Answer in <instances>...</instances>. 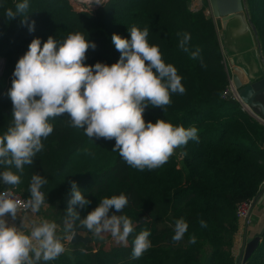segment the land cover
I'll use <instances>...</instances> for the list:
<instances>
[{"label":"trees","instance_id":"16d2710c","mask_svg":"<svg viewBox=\"0 0 264 264\" xmlns=\"http://www.w3.org/2000/svg\"><path fill=\"white\" fill-rule=\"evenodd\" d=\"M201 1L202 8L194 9L193 0H28L27 23H22L21 16L8 20L5 12L9 8L15 11L23 0H0V57L6 60L0 77V135L12 122L8 92L15 66L33 39L39 38L42 47L50 36L63 41L80 32L96 45L94 50L89 48L84 63L111 65L120 57L112 43L113 34L130 39L128 29L134 25L141 30L149 28V43L159 46L165 63L177 69L185 88L184 94H171L172 102L164 111L148 106L145 121L163 119L198 130V143L190 140L160 168L140 171L112 151L115 140L90 139L82 129L71 127L66 115L50 120L53 132L42 140L44 147L33 165L24 166L21 183L14 189L30 197L32 175L47 179L41 188L46 197L42 206L45 212L50 211L47 218L58 225L59 236L65 235L63 221L71 199V181L90 201L84 208L75 206L81 219L101 199L123 193L134 200L118 215H127L134 231L127 246L109 243L110 233L103 234L107 241H95L96 236L77 221L75 233L91 236V242L62 240L65 251L41 264H235L234 238L240 229L237 205L258 196L264 183V125L226 93L231 69L209 0ZM247 1L264 58V0ZM33 21L34 31L30 32ZM178 33L190 34L189 52L179 47L182 37ZM197 48L199 58L192 59L190 52ZM4 170L0 166V172ZM7 187L0 181V190ZM114 212L111 209L109 214ZM180 218L189 227L183 239L174 242V223ZM201 220L207 227H201ZM143 230L150 231L152 247L133 259V240ZM192 235L194 244L189 243ZM245 264H264V236L254 257Z\"/></svg>","mask_w":264,"mask_h":264},{"label":"clouds","instance_id":"9594fccd","mask_svg":"<svg viewBox=\"0 0 264 264\" xmlns=\"http://www.w3.org/2000/svg\"><path fill=\"white\" fill-rule=\"evenodd\" d=\"M28 0L17 3L15 11L7 9L8 20L17 15L27 23ZM35 22L29 25L34 31ZM130 39L113 34L112 43L120 53L119 60L111 65L97 62L86 65V53L96 48L95 43L80 32L71 33L63 41L49 37L41 47L39 38L33 39L28 51L18 60L8 96L12 102V122L0 135V181L7 187L0 191V264H41L58 258L65 247L62 240L75 237L76 223L96 237L110 233L120 244L128 245L134 224L127 215H118L129 204L123 193L105 197L87 216L81 219L75 206L90 204L75 181H71V199L68 201L63 221L64 236L57 235L55 222H33L30 231L9 223L15 221L20 202L14 188L21 183L25 165H33L37 153L53 132L50 120L67 116L69 124L82 129L92 139L115 140L112 151L119 153L125 163L144 171L163 166L175 150L186 146L190 140L199 142L196 127L174 126L158 119L146 122L144 112L148 106L161 108L171 104V94H184L182 77L177 69L165 63L159 46L148 41L149 28L137 26L128 29ZM182 38L179 47L189 52V33H178ZM200 50L190 52L192 59L199 58ZM87 152V149H85ZM187 155V153H183ZM15 169L13 171L12 169ZM19 173V174H17ZM47 179L33 174L29 185L30 198L25 208L36 213L45 203L41 191ZM114 209L113 214H109ZM201 227H207L200 221ZM188 223L177 219L172 240L179 242L188 231ZM150 231H141L133 240L132 258H140L152 247ZM189 243H196L195 235Z\"/></svg>","mask_w":264,"mask_h":264},{"label":"water","instance_id":"95a60500","mask_svg":"<svg viewBox=\"0 0 264 264\" xmlns=\"http://www.w3.org/2000/svg\"><path fill=\"white\" fill-rule=\"evenodd\" d=\"M100 1L93 0L94 3ZM209 4L223 54L227 57L232 72L231 81L238 102L264 125V58L258 33L250 16L248 1L209 0ZM259 196L260 194L257 197ZM91 240L75 233L70 241L87 245ZM94 240L99 239L95 237ZM258 241L260 237L255 240ZM243 254L235 258V264L245 263L247 257L244 258Z\"/></svg>","mask_w":264,"mask_h":264},{"label":"crops","instance_id":"0c3cea01","mask_svg":"<svg viewBox=\"0 0 264 264\" xmlns=\"http://www.w3.org/2000/svg\"><path fill=\"white\" fill-rule=\"evenodd\" d=\"M202 6L203 5H201L200 8H202ZM200 8H197V9H200ZM218 35H219V32H218ZM246 111L250 114L248 109ZM7 219L10 224L15 223L17 227H21L23 223L24 230L26 232L30 231V228L33 222L39 223L42 220L50 221L47 217L42 216L38 213L37 214H23L19 212H18V216L15 221H12L10 215L7 217ZM263 236H264V183L262 184V191L260 193L259 200L257 201V204L252 211L251 224L245 229L240 228L237 234L235 235L234 247H233L234 257L235 258L239 257L244 252L243 257L244 258L245 256L247 257L245 263L248 260L252 259L257 249L261 245ZM258 237H260V241L255 242V240ZM245 263H242V264H245Z\"/></svg>","mask_w":264,"mask_h":264},{"label":"built area","instance_id":"2783aa9c","mask_svg":"<svg viewBox=\"0 0 264 264\" xmlns=\"http://www.w3.org/2000/svg\"><path fill=\"white\" fill-rule=\"evenodd\" d=\"M207 14L210 15V12L207 11ZM1 58H3V57H1ZM2 65H3V68L1 69ZM0 69H1V74H0V77H1L2 75H4L5 70H6V60H5V58L0 59ZM7 81H9V77L7 78ZM230 86L231 87H229L228 91L226 92L227 94H230V90H229L230 88L234 89V85H233L232 81H230ZM230 95H232L238 101V97H237V95L235 93V89H234V94H230ZM242 107H243L244 110H246L244 105H242ZM5 189L6 188H4V189H2L0 191H4ZM13 190H14L16 199L20 202L19 213L36 214L37 212L36 213H32L30 209L25 208V206H24L26 201L30 197H25L20 192L16 191L15 189H13ZM258 200H259V197L256 196V197H253V198H251V199H249V200H247L245 202H242V203L237 205L236 215H237L238 222H239V225H240L241 229H245L251 224L252 211H253L254 207L256 206Z\"/></svg>","mask_w":264,"mask_h":264},{"label":"rangeland","instance_id":"374dc122","mask_svg":"<svg viewBox=\"0 0 264 264\" xmlns=\"http://www.w3.org/2000/svg\"><path fill=\"white\" fill-rule=\"evenodd\" d=\"M201 5H202L201 0H193V2H192V7L195 8V9L200 8ZM0 59H3V58L0 57ZM229 68H230V66H229ZM229 87H231V86H229ZM229 90H230V94H234V89L233 88H230ZM175 153L179 155L180 154V148L176 149L175 150ZM133 200H134V198L132 197V199L129 200V203L132 202ZM38 214L47 217L50 214V211H46L45 212L44 211V207L42 206L40 208ZM104 236H106V235H103V237L101 236V237H96V238H98L100 241H107L108 239L106 237H104ZM84 237H89V238L92 239V237L91 236H88V235H84ZM108 242L109 243H115L116 241L111 238V240H109Z\"/></svg>","mask_w":264,"mask_h":264},{"label":"bare ground","instance_id":"6f19581e","mask_svg":"<svg viewBox=\"0 0 264 264\" xmlns=\"http://www.w3.org/2000/svg\"><path fill=\"white\" fill-rule=\"evenodd\" d=\"M83 3H94L93 0H78Z\"/></svg>","mask_w":264,"mask_h":264}]
</instances>
